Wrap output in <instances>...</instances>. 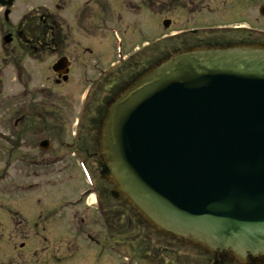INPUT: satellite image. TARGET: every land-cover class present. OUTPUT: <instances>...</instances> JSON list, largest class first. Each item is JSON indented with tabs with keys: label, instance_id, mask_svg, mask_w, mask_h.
<instances>
[{
	"label": "water",
	"instance_id": "water-1",
	"mask_svg": "<svg viewBox=\"0 0 264 264\" xmlns=\"http://www.w3.org/2000/svg\"><path fill=\"white\" fill-rule=\"evenodd\" d=\"M101 154L112 196L164 234L241 264L263 258L264 47L161 62L110 106Z\"/></svg>",
	"mask_w": 264,
	"mask_h": 264
},
{
	"label": "flooded vegetation",
	"instance_id": "flooded-vegetation-1",
	"mask_svg": "<svg viewBox=\"0 0 264 264\" xmlns=\"http://www.w3.org/2000/svg\"><path fill=\"white\" fill-rule=\"evenodd\" d=\"M259 1L261 0H0V85L8 79L16 83L11 89L14 95L7 99L5 106V109L10 107L8 122L11 130L20 127L28 132L29 127L36 123L43 124L44 129H47L45 125L54 126L55 129L61 120L59 103L63 94L79 98L82 96L83 103L86 102L85 98L91 96V92L92 96L95 92L97 95L104 94L102 103L91 104L90 101L84 108V113L87 110L89 112V120L88 130H82L84 138L81 146L84 148L88 140L93 153L85 150L84 153L91 155L98 164L97 167L90 165L86 156L78 152L75 161L84 179L85 171L92 177L93 187H88L76 205H81L82 200L87 201L92 191L97 196V206L94 209L103 216L101 229L109 233L111 220L107 218L104 197L99 193L100 185L104 183L105 192L110 198V182L104 179L103 174L105 164L100 136L109 102L120 90L148 73L171 54L211 46L226 48L250 43L264 45V29L255 28L252 24L253 26H247L250 29L247 31L243 28L246 24L221 25L212 20L221 9L228 12L231 6L232 9L239 8L244 17L249 19L247 23H250L253 7L257 4V17L253 23H264V2L259 4ZM254 37L262 38V41L254 40ZM17 102L21 104L18 108ZM1 109L2 105L0 112ZM41 132L44 138L38 145L47 141L49 151L51 142L45 138L50 137L44 131ZM26 139L25 144H28V138ZM8 141L12 148L15 141L13 138ZM121 199L111 200L119 208L125 209V199ZM120 219L124 217H113L112 220L115 222L121 221ZM51 220L39 216L29 224V220L11 218L9 233L2 234L4 238L7 237L11 249L6 255V261H0V264H31L33 261L42 264L49 262V259L60 264L62 258H65V254H62L65 248L62 246L64 240L68 241L69 235L68 232L63 233L62 229L57 237L66 239H58L55 249L44 247L34 253L29 250V226H34L33 229L39 235L50 229ZM87 220L81 218L79 227H89L87 239L97 247L96 252L101 259L105 253L106 240L104 237L101 240L94 239V231L89 226L93 224V218L88 220L89 223ZM72 222L69 227L70 236L79 232V228ZM144 223L143 220L135 219V226L130 232L133 231L134 243L139 244L140 241L149 246L143 253L151 256L159 248L156 240L150 237L157 234V231ZM143 234L145 240H141ZM42 236L46 243L47 238L43 234ZM161 236L167 246L164 250L171 254L165 264H240L231 251L217 254L195 250L180 240ZM19 239L23 241L17 246L14 242ZM72 240L71 244L77 248L68 253L69 258L80 251L77 238ZM138 252L135 247V253ZM246 264H264V257L249 259Z\"/></svg>",
	"mask_w": 264,
	"mask_h": 264
},
{
	"label": "rangeland",
	"instance_id": "rangeland-1",
	"mask_svg": "<svg viewBox=\"0 0 264 264\" xmlns=\"http://www.w3.org/2000/svg\"><path fill=\"white\" fill-rule=\"evenodd\" d=\"M262 2L264 0L258 3L261 4ZM256 8L257 4L253 7L250 23H247L249 19L244 17L239 8L232 9L231 6L228 12L221 9L216 17H212V20H216L215 23L221 25L246 24V26L254 25L255 28L264 29V23H253V20L257 17ZM254 40L262 41V38L254 37ZM8 80L0 85V91H2V94L0 92V105H2L0 112V261H6V255L11 249L7 243V237L2 236V234L9 233L8 224L10 219L14 217L15 219L29 220L30 224L41 216L52 218L49 223L54 226H49L50 229L47 230V232L50 230L47 243L42 240V234L47 237V232H41L37 235V231L33 229L34 226H29L28 245L31 253L41 250L42 247H49L50 250L56 248L58 239H66L57 237L59 230L62 229L63 233L68 232L69 235L68 241L64 240L62 246V248H65L62 251L65 258H62L60 264H165L171 258V254L168 250H164V247H167L163 243L164 238L159 232L150 235L152 239L156 240L159 248L158 252L155 251L156 253H151V256H145L143 252L149 246L140 241L139 244L134 243L133 231L130 232L135 226V219L138 218L135 211L128 206L125 209L119 208L107 197L104 183L100 185L99 193L101 197H104L103 201L108 210L107 218L111 220L109 233L101 229L103 216L94 209L95 197L97 199L95 194L90 193L89 199L87 198V201L83 200L81 205L74 203L79 192L88 190L83 174L75 161L78 152L86 156L90 165L97 167L98 164L91 155L84 153V150L93 153L92 148L88 145V140L84 148L81 146L82 138H84L82 130H88L89 120V112L87 110L84 113V108L90 101L91 104L102 103L105 97L104 94L97 95L95 92L92 96L91 92L92 97L90 96L84 103L82 102V96L79 98L63 94L59 103L61 108L59 124L62 123V127L58 124L54 129V126L45 125L47 129H44L43 124L37 125L36 123L35 126L29 127L28 132L27 130L23 131L20 127L11 130V125L8 122L10 107L5 109V106L8 103L7 99L14 95L11 89L16 83L10 81V79ZM16 106L17 108L20 107V102H17ZM77 120H80L78 125H76ZM40 129L46 133L47 137H50V139L45 138L51 142L49 151H43L39 148L38 144L43 140L41 135L43 132L39 131ZM10 138L15 141L12 148L8 141ZM26 138H28V144H25ZM66 143L75 144V146H68ZM80 149H83V151ZM9 158H11L10 161ZM70 201H73V203L65 204ZM119 216H123L124 219L115 222L112 220L113 217L117 219ZM81 218H87L88 220L93 218L92 225L94 227L91 224L89 225L94 231L92 236L95 240H101L103 237L106 240L105 253H103L101 259L98 258L97 247L87 239L89 227H86V225L79 227ZM88 220L87 223H89ZM72 221L79 228V232L70 236L69 227L73 223ZM122 222L123 224H120ZM125 224L126 226H124ZM123 231L125 232L122 234ZM134 231L136 232L135 229ZM62 232L60 231V235H62ZM73 238L75 240L77 238L80 251L69 258L68 253L77 248H74L71 244ZM141 240H145L144 234ZM22 241V239H19L14 243H17L18 246ZM134 245L139 251L138 254L135 253ZM48 261L42 264H58L52 259ZM31 264L37 263L33 261Z\"/></svg>",
	"mask_w": 264,
	"mask_h": 264
}]
</instances>
